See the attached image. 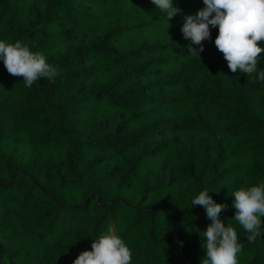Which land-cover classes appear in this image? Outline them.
<instances>
[{"label":"trees","instance_id":"16d2710c","mask_svg":"<svg viewBox=\"0 0 264 264\" xmlns=\"http://www.w3.org/2000/svg\"><path fill=\"white\" fill-rule=\"evenodd\" d=\"M173 6L0 0V39L56 69L27 87L0 60V264H73L109 228L132 264H202L203 190L227 205L238 264H264V234L249 242L232 207L264 182V82L229 69L218 27L190 54L181 29L203 0Z\"/></svg>","mask_w":264,"mask_h":264},{"label":"clouds","instance_id":"9594fccd","mask_svg":"<svg viewBox=\"0 0 264 264\" xmlns=\"http://www.w3.org/2000/svg\"><path fill=\"white\" fill-rule=\"evenodd\" d=\"M167 20L180 12L173 6V0H152ZM204 8L195 16L186 15L181 29L185 39L200 45L194 49L189 45L190 54L199 57L203 52L202 41L210 38V28L218 27L215 46L223 53L229 69L235 73L252 77L251 82H264V69L257 72V63L264 53V0H203ZM0 60L7 72L22 77L25 85L31 87L37 80H53L56 69L49 65L41 52H33L21 41L9 43L0 39ZM256 74L253 76V74ZM207 190L191 199V205H201L211 220L203 232L201 247L205 252L202 264H238L237 255L242 246L238 242L235 228L225 225L220 213L227 205L216 203ZM234 219L247 232V240L255 242L264 234V182L240 187L232 193ZM73 264H132V252L124 240L111 228L92 243V250L83 251Z\"/></svg>","mask_w":264,"mask_h":264}]
</instances>
